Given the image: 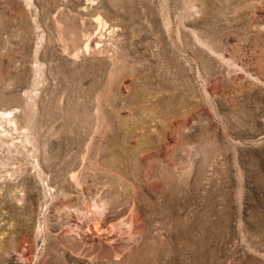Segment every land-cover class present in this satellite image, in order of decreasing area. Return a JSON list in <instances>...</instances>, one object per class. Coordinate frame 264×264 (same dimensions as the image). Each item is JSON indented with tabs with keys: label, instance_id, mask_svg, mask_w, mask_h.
Wrapping results in <instances>:
<instances>
[{
	"label": "rangeland",
	"instance_id": "obj_1",
	"mask_svg": "<svg viewBox=\"0 0 264 264\" xmlns=\"http://www.w3.org/2000/svg\"><path fill=\"white\" fill-rule=\"evenodd\" d=\"M0 264H264V0H0Z\"/></svg>",
	"mask_w": 264,
	"mask_h": 264
}]
</instances>
